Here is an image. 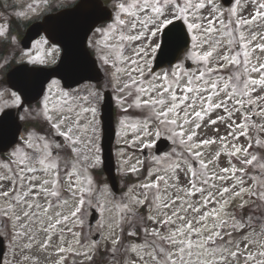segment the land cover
Wrapping results in <instances>:
<instances>
[{
  "label": "rangeland",
  "instance_id": "obj_1",
  "mask_svg": "<svg viewBox=\"0 0 264 264\" xmlns=\"http://www.w3.org/2000/svg\"><path fill=\"white\" fill-rule=\"evenodd\" d=\"M66 1L71 0H53V3L57 5ZM119 2L120 0L111 1L113 17L106 26L98 29H106L109 24L113 23ZM260 2H264V0H260ZM216 4L217 7L225 13V22L227 23V13L229 9L236 6L235 0L226 8L222 7L218 0H216ZM34 5L26 3L21 10L18 12L16 11L17 13H15V15L23 14L18 15L21 17H32L36 15L39 7ZM4 9L7 8L0 6V28L5 30V34L0 35V50L2 49V39L6 40L7 46L4 50L6 53L4 52L3 55L0 56V69H2L7 62H11L14 57L19 61L35 59L37 62L42 60L44 61L43 63L54 62L55 58L58 56L59 49L56 46L50 45L48 42L37 45L36 42L40 41V39L35 40L29 49L21 51L16 35L10 36L7 33L8 20L6 17L7 14L4 13L6 10ZM255 11L256 6L251 4L249 0H241V6L237 8L238 15H243L246 18H250L251 14H255ZM202 14L208 15V12L203 11ZM258 30L264 34V25H261L259 28H252L253 32ZM159 37L160 35L158 34L156 38H153V45L159 43ZM89 41L90 45L95 50L98 65L104 74L103 79L96 83L84 82L72 89L62 88L60 82L57 79H53L57 82L59 87L52 89L54 94L53 100H60L62 98V93L67 92L70 97H88L91 106H95L97 109L95 118H93L91 113H85V120L82 121V123L91 121L92 126L95 128V134L91 136V151L85 153L89 156V160L86 162V170L80 173L81 186L84 190V204L78 216L71 218L67 223V227H71L73 232L79 234L78 238L80 244L77 245L72 234L65 230L64 239L72 243L73 251L72 253L67 251L61 253L58 251L61 239L59 232L61 229L65 228L64 225H57L55 233L50 229L49 233L46 234L38 230L41 227L39 220L34 224L27 219L16 220V215H22L20 212L21 206L16 202L17 198L23 197V199L32 202V195H25V192L28 190L29 181L25 179V181L22 182L17 175L20 172V167H22V165H19L20 158L23 156L24 152L31 154L32 151L31 149L23 147L24 141L31 137L33 143H39L36 138L44 136L50 145L51 151L60 150L54 154L53 159L56 160L58 164L61 162L62 164H59V166L61 169L64 168L62 158H65L66 146L60 147L58 143L54 141L53 137L49 136L44 129L50 127V125L43 120L42 116L43 96L38 107L27 108L21 113L22 118L31 120L41 119L44 121L45 126L43 130L38 132L29 130L28 132L22 133L20 136L22 142L12 146L7 155L0 158V191H8L10 194L7 198L0 196V234L4 237L5 245L3 264H58V261H64V257L67 255L66 253L73 258L77 257V259H80L85 257L87 260L91 252H95L96 249V254L100 256V260L102 262L106 261L108 264H114L118 260V257H121V259L123 258V260L124 257L127 258L124 264H155L149 253L156 255L160 247H164L168 251H175V249L172 248L167 241L159 240L157 237H154L152 235L153 230H159L160 236L164 237L184 222L176 220V217L173 216L172 219L176 221L174 224L161 226L160 224L154 223L153 219H165L168 216H172L173 211H177L180 215L185 216V221L193 220L194 228H200L202 225H206L208 229L213 230V232H219L223 237V239L217 237L215 242L208 241L205 249H193L191 257L185 253V261L191 259L194 262L199 260L206 262V264H246L245 257L250 251L255 258L248 260L247 264H259L261 260H264V256L260 255V252L264 251V248L261 247V245L264 244V201L260 200L258 197H250L247 189L254 187L258 192L264 190L261 189L260 183H254V178L256 181L264 182V170L258 167L259 164H264V147L257 144V141L264 143V131L260 130L261 127H264V114H261V108H264V100L258 99V97L264 96V90L257 86L256 91L251 93V97L255 101V104L246 106L247 108H252L253 112L257 113L256 115H251L245 109H242L241 113L236 114L234 117L237 123L246 124V128L243 129V131L246 132L245 135H240L241 130H236V136L239 137L238 139L227 136V132L230 131V129L227 128L226 124L220 122L216 125L207 124L208 117L206 116L202 124L207 126H202L201 129L197 130L199 133L197 139H213L216 142L211 145H204L202 148L198 149V151L202 152V156L199 159L190 156L183 148L174 143L173 149L168 154L156 156L153 154V143L157 137L155 135L152 137L139 135L138 130L133 128V125H137L143 120L141 110L129 107L128 110L125 111L124 107H127V105L124 107L121 106L118 101V96L120 94L112 87L109 73L113 72L115 69L108 65H104L100 58L102 54L101 49H103L105 44V37L96 29L90 34ZM256 43H264V41L259 39L253 41V44ZM238 47L237 45L236 48L238 49ZM192 52L193 42L191 41L186 55L195 62L191 57ZM125 54L129 55L130 51ZM153 57L154 54L150 52L149 56L146 58L150 67ZM251 63L257 66L260 63H264V52L256 49L252 54ZM198 69L203 70L200 64ZM198 69H185L183 62H180L174 65L170 70H160L155 73L159 74L162 71H168L169 73L173 71H183L189 75L192 73L198 75ZM233 71L231 67H228L222 69L220 74L227 78L230 74H233ZM259 75V73H250V77L253 79H259ZM243 78L244 77H242V79ZM53 80L47 85L45 94ZM105 88L111 91L113 103L117 108L118 116L115 137L117 148L114 153L118 165V173L121 176L125 173H131L137 176V171L142 165L146 168L142 174L138 176L141 178V176L146 174L145 177L139 181L130 185L121 182V186L124 187V190L121 194L116 195L112 194L107 184L98 185L91 173L92 168H97L101 164L98 114L102 100V91ZM13 93L15 92L10 90L5 85V82H0V111L6 107L16 105L14 103ZM91 93H95V96H92ZM15 95L17 94L15 93ZM243 99H247V97H243ZM129 103H131V101H129ZM85 106L87 107L89 105ZM49 107H51V104ZM217 114L226 115L223 113V110L220 109L212 114V118L214 119ZM243 115H250V119L244 121L242 119ZM217 129H219V131H217ZM89 132L91 133V128ZM161 136L170 138L169 134L163 132ZM221 136H227L226 140L221 142L219 139ZM170 140L172 141L171 138ZM149 142H151L152 146L146 147L145 145ZM233 144L236 145L237 148L242 149L236 155L229 154L234 151L232 148ZM250 144L253 145V147L249 149L248 153L243 151V149L248 148ZM17 148H22V151L14 155ZM142 148L148 150L147 157L143 156L141 151ZM217 153H220L218 158L216 157ZM67 154L68 157L71 156L70 152ZM251 155L257 156V161L254 162L253 165L242 163L245 159H251ZM201 160L205 163L212 161V163H208L206 170L207 176L210 177L208 184L202 183L205 169L201 168ZM72 162H74V159L69 160V168L67 170H71ZM193 163L195 165H193ZM177 164L180 165L179 168L175 167ZM84 166L85 162H81V167L83 168ZM222 168H228L229 171L222 172ZM133 169H135V171H133ZM241 169H243V171H240ZM193 173H195V175H193ZM212 173L227 177V179H216L212 176ZM24 175L27 176L29 174L24 173ZM36 175L43 174L36 173ZM157 175L164 176L167 184L163 181H159L157 182L158 188L141 189L139 187L140 185L155 181ZM241 179L244 181L242 185L239 183ZM89 180H91V184L88 183ZM193 183L195 184L194 188L192 187ZM211 185H215V187H211ZM63 187L66 189L67 185L64 184ZM224 187H228L230 191L225 193L223 198L215 195L217 190H222ZM241 187L246 189L245 193L240 197H233L232 192H239ZM201 188L205 189L202 194L198 191ZM188 192L193 194L186 195ZM209 192L214 195L215 200L218 202L208 203L207 207H203L205 203L204 197L208 196ZM33 193H35V189H33ZM145 195H147L146 200ZM65 197L66 199L68 198L67 196ZM157 197H159V199H157ZM177 197H179V199H177ZM56 200L57 198L49 196L46 202L43 196L36 197V201L44 207H48V202L55 201L53 204L55 206L49 208V216H52L55 211H62L64 215H67L69 207L73 205V201L69 199V206L60 208L59 201ZM134 200H145L143 204L147 205V214L145 217L138 212V208L141 204L135 203ZM170 200H176V203L169 208L160 206L163 201L170 202ZM224 201H228V203L224 204ZM242 204L246 205L247 211L244 210V207H240ZM189 205L200 208V212H193L189 208ZM90 206L96 207L100 213V219L94 227L89 230L87 217L89 213L88 208ZM181 207L188 209L187 212L180 211ZM24 208L27 209V206L24 205ZM214 209L216 212L213 216H210L206 221H202L201 224L195 223L205 212L212 213ZM6 211L7 215H5ZM36 211L39 212L40 210L36 209ZM149 217L153 219H149ZM40 218L44 221L43 226L46 227L48 223L47 216H44L41 212ZM221 221H226V223L222 225ZM234 224L236 225L235 230L233 228ZM21 225H24V227H21ZM135 227H141V233L137 236V240L134 238L130 241L125 238V235L128 232H133V228ZM18 233L26 234L21 236L18 235ZM95 233H99L100 237L96 241H93L92 236L95 235ZM49 234L52 236L50 246L42 248L41 244ZM30 235L33 236V240H29ZM209 235L210 233L205 231L203 233V239H206ZM192 239L195 241L199 238L193 236ZM114 240L118 241L115 245L113 244ZM229 240L234 241V243L229 244ZM249 240L254 241V243L250 244L248 249L245 250L244 246ZM154 241L157 242L154 244ZM27 244H31V248L25 247ZM237 245H239V249ZM64 247H67V244H65ZM133 247L137 248V251H132ZM102 248L103 250L106 249V251H103ZM236 251L243 252V255H241L239 259H235L230 255L231 252ZM94 252L91 255H93ZM74 253L81 254L77 255ZM84 253H87V255H84ZM197 253H200L199 257H197ZM141 256H143V259H141ZM159 259L160 257L157 256V260ZM177 264H180L178 258Z\"/></svg>",
  "mask_w": 264,
  "mask_h": 264
},
{
  "label": "snow or ice",
  "instance_id": "obj_2",
  "mask_svg": "<svg viewBox=\"0 0 264 264\" xmlns=\"http://www.w3.org/2000/svg\"><path fill=\"white\" fill-rule=\"evenodd\" d=\"M249 2L256 6L255 14H251L250 18L238 15L237 8L241 6V0H235L236 6L229 9L227 13L228 22L226 23L225 13L217 7L216 0H182V2L181 0H120L113 23L109 24L106 29H97L105 37L100 58L104 65L115 69L109 75L113 89L120 94L118 96L119 103L122 107L127 105L124 110L127 111L129 107L141 110L143 120L139 124L133 125V128L138 130L139 135L148 137L155 135L159 138L162 132L169 134L174 144H178L190 156L199 159L202 152L198 149L216 142L213 139H197L199 136L197 130L201 129L202 126H207L202 124L206 116L208 117L207 124L216 125L218 122L226 124L227 128L230 129L227 136L238 139L236 130H241L240 135L246 134L243 131L246 124L237 123L234 117L241 113L242 109L251 115H256L257 113L253 112L252 108L246 106L255 104L251 93L256 91L257 86L264 90V63H260L258 66L251 63L252 54L256 49L264 52V43L253 44V41L258 39L264 41V34L259 30L252 31L253 27L259 28L264 25V2H260V0H249ZM102 11V9H98V13L102 14ZM203 11H207L208 15H203ZM177 21L182 23L178 24ZM4 34L5 30L0 28V35ZM158 34L163 43L153 45L152 40ZM189 35L193 42L191 57L203 68V70L198 69V75L196 73L189 75L183 71L171 73L162 71L157 74L150 68L146 59L150 52L154 54L158 49L163 51L164 46L170 42L186 46ZM36 43L37 45L44 44L47 43V40L42 38ZM237 45L239 46L238 49L236 48ZM129 51L130 54L126 55L125 53ZM28 62L36 63L37 61L29 59ZM43 62L40 61V63ZM228 67L234 71L233 74L225 78L220 72ZM250 73H259V79L251 78ZM242 77L244 78L242 79ZM58 87L59 85L55 80L49 85L48 91L43 97L42 116L43 120L50 125V129L67 141L66 149L70 150L71 157H68L66 151L64 168L61 169L56 160L53 159L54 153L50 150V145L44 136L36 138L39 143H33L31 137L24 141L23 147L32 151L31 154L24 152L20 158L19 165L22 167H20V172L17 175L22 182L25 179L29 181L25 195H32V202L23 199V197L17 198L16 202L21 206L22 215H16V220L27 219L33 224L39 220L41 227L38 230L46 234L49 233L50 229L55 233L57 225H64L65 228L59 232L61 239L58 247V251L63 253L73 251L72 243L64 239L65 230L72 234L77 245L80 244L79 234L73 232L71 227H67V223L71 218L78 216L84 204V190L81 186L80 173L86 170V162L89 160V156L85 153L91 151V136L95 134V128L91 121L83 123L82 121L85 120V113H91L95 118L97 109L95 106H91L88 97H70L67 92L62 93L60 100H53L52 89ZM13 95L14 103L18 106L21 105L20 96L15 95V93ZM91 95L95 96V93H91ZM243 97H247V99H243ZM258 99L264 100V96H260ZM50 104L51 107H49ZM85 105L89 106L86 107ZM220 109L226 115L217 114L213 119L212 114ZM261 114H264V108H261ZM242 119L248 121L250 115H243ZM90 128L91 133L89 132ZM260 130L264 131V127H261ZM45 132L51 135L49 129L46 128ZM227 136L219 137L220 141H225ZM257 144L264 147V143L260 141H257ZM60 146L63 147V145ZM145 146L150 147L152 144L149 142ZM252 147L253 145L250 144L243 151L248 153ZM232 148L234 151L229 153L230 155H236L242 150L234 144ZM21 151L22 148H17L14 155ZM219 155L220 153H217L216 157L218 158ZM70 159H74V162L71 163V170H67ZM256 161L257 156L251 155V159H245L242 163L253 165ZM81 162H85L83 168ZM208 163H212V161H208ZM208 163L203 160L200 161L201 168L205 169L203 184H208L210 179L206 174ZM175 167L179 168L180 165L177 164ZM258 167L264 170V164H259ZM221 171L228 172L229 169L222 168ZM24 173L29 175L25 176ZM36 173L43 175H36ZM212 176L216 179H227V177L219 176L216 173H212ZM159 181L167 184L164 176L157 175L155 181L139 187L141 189L158 188L157 182ZM88 183L91 184V180ZM239 183L242 185L244 181L241 179ZM254 183H260L261 189H264V182L256 181L254 178ZM64 184L67 185L66 189L63 187ZM192 187H195L194 183ZM211 187H215V185H211ZM33 189H35V193H33ZM198 191L202 194L205 189L201 188ZM229 191L228 187H224L222 190H217L215 195L223 198L224 194ZM245 191L246 189L241 187L239 192L233 191L232 195L233 197H240ZM247 191L250 197H258L264 201V190L258 192L253 187ZM192 194L191 192L186 193V195ZM0 196L7 198L10 194L8 191H0ZM38 196H43L46 202L49 196L57 198L60 208L69 206V199L73 201V205L69 207L67 215H64L62 211H55L52 216H49V208L55 205L48 202V207H44L36 201ZM65 196L68 198H64ZM146 199L147 195H145ZM145 200H134V202L143 205ZM204 201L203 207H207L208 203L218 202L211 192L204 197ZM175 203L176 200L163 201L160 206L169 208ZM227 203L228 201H224V204ZM24 205L27 206V209L24 208ZM245 206L242 204L240 207ZM189 208L193 212H200V208L193 205H189ZM36 209L40 211L38 212ZM187 210L183 207L180 209L183 212H187ZM41 212L47 216L46 227L43 226L44 221L40 218ZM215 212V209L212 213L205 212L195 223L201 224L202 221L213 216ZM5 215H7V211ZM173 216L176 217V220L184 223L177 226L167 236L161 237L159 230L156 229L153 230L152 235L159 240L167 241L175 251H168L166 248L160 247L156 255L149 253L151 259L155 264H177V258L180 264H206V262L199 260L195 262L191 259L185 261V253L191 257L193 249H205L208 241L215 242L217 237L223 239L221 234L213 232L206 225L194 228L193 220L185 221V216L180 215L177 211H173L172 216L165 219H153L152 217L149 219H153L156 224L166 226L176 222L172 219ZM225 223L226 221H221L222 225ZM233 228L235 230V224ZM205 231L209 232L210 235L203 239ZM25 234L18 233L21 236ZM193 236L199 239L194 241ZM29 240H33V236L30 235ZM51 240L52 236L47 235L41 247H49ZM116 243L118 241L114 240L113 244ZM232 243L234 241L229 240V244ZM252 243L254 241L249 240L244 246L245 250ZM65 244L67 247H64ZM31 246V244L25 245L28 248ZM261 247L264 248V244ZM237 248L239 249V245ZM132 251H137V248L133 247ZM74 254L79 255L81 253ZM196 255L199 257L200 253ZM230 255L239 259L243 252H231ZM260 255L264 256V251H261ZM157 256L160 257L159 260H157ZM254 258L249 251L245 257L246 264L248 260ZM58 264H63V262L58 261ZM259 264H264V260H261Z\"/></svg>",
  "mask_w": 264,
  "mask_h": 264
},
{
  "label": "water",
  "instance_id": "obj_3",
  "mask_svg": "<svg viewBox=\"0 0 264 264\" xmlns=\"http://www.w3.org/2000/svg\"><path fill=\"white\" fill-rule=\"evenodd\" d=\"M230 0H223L228 3ZM98 9H102V14L98 13ZM109 17L101 5L99 0H80L71 9L58 12L47 16L42 22L31 25L21 40L23 47H27L29 42L36 37L40 31H44L46 36L53 42H57L62 46V56L57 66L51 69H35L18 67L8 74L9 86L22 96L20 110L24 103L36 100L42 93L44 84L52 76L61 79L65 87L73 86L84 80H98L100 72L96 67L95 59L90 57L85 48V41L89 32L97 23ZM177 23H181L177 21ZM163 43V41H162ZM188 44V39L186 46ZM184 44L177 45L170 42L164 46L163 51L159 50L157 65L171 63L179 50L186 47ZM187 67L190 64L186 65ZM104 103L102 104V121H103V137L102 148L104 158V170L107 174L109 182L113 190H116V181L113 173V165L110 159V146L113 138V126L110 117V97L105 92ZM20 125L17 115L13 109H8L0 115V152L7 150L15 143ZM156 152L167 150L169 146L165 145L162 140L157 143ZM97 215L93 213L90 220L93 221ZM3 253L2 240L0 238V264Z\"/></svg>",
  "mask_w": 264,
  "mask_h": 264
}]
</instances>
